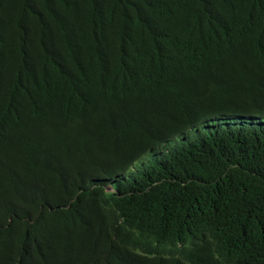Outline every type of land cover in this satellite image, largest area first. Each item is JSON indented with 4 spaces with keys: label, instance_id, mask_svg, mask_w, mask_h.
Listing matches in <instances>:
<instances>
[{
    "label": "trees",
    "instance_id": "16d2710c",
    "mask_svg": "<svg viewBox=\"0 0 264 264\" xmlns=\"http://www.w3.org/2000/svg\"><path fill=\"white\" fill-rule=\"evenodd\" d=\"M0 264H264V0H0Z\"/></svg>",
    "mask_w": 264,
    "mask_h": 264
},
{
    "label": "rangeland",
    "instance_id": "374dc122",
    "mask_svg": "<svg viewBox=\"0 0 264 264\" xmlns=\"http://www.w3.org/2000/svg\"><path fill=\"white\" fill-rule=\"evenodd\" d=\"M219 124H223V122L218 121V120H213V121H210L209 123L201 122L198 129L205 130L206 126H208V125L215 126V125H219ZM197 133H198L197 129H189L184 134L176 135L173 138H171L170 140H168V142L159 145L157 147V152L164 154L166 152V150L170 149L171 147L175 146L176 144L181 143L182 141H184V139L186 137L187 138H193L197 135ZM161 154H159L157 157H160ZM155 159H156V157H154L152 154H146V155L142 156L141 158L138 159V161H136L133 164V166L127 172H125L124 178H128L131 175L135 174L143 166L151 164Z\"/></svg>",
    "mask_w": 264,
    "mask_h": 264
},
{
    "label": "clouds",
    "instance_id": "9594fccd",
    "mask_svg": "<svg viewBox=\"0 0 264 264\" xmlns=\"http://www.w3.org/2000/svg\"><path fill=\"white\" fill-rule=\"evenodd\" d=\"M67 49H63L60 51V54L63 55ZM79 52H71L72 54H78L81 50H78Z\"/></svg>",
    "mask_w": 264,
    "mask_h": 264
}]
</instances>
